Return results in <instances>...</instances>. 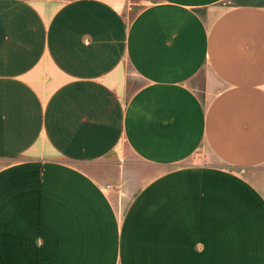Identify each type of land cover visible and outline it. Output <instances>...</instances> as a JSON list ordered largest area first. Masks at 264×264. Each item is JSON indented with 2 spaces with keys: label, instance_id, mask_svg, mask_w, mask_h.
<instances>
[{
  "label": "crops",
  "instance_id": "0c3cea01",
  "mask_svg": "<svg viewBox=\"0 0 264 264\" xmlns=\"http://www.w3.org/2000/svg\"><path fill=\"white\" fill-rule=\"evenodd\" d=\"M132 3L0 0V264H264V0Z\"/></svg>",
  "mask_w": 264,
  "mask_h": 264
},
{
  "label": "rangeland",
  "instance_id": "374dc122",
  "mask_svg": "<svg viewBox=\"0 0 264 264\" xmlns=\"http://www.w3.org/2000/svg\"><path fill=\"white\" fill-rule=\"evenodd\" d=\"M141 2H144L145 0H140ZM139 0H133L132 3V9L130 10V14L132 17L137 14L139 11L138 9L141 7V2ZM140 84V80L138 79H132L131 84H130V90H129V95L136 89V87Z\"/></svg>",
  "mask_w": 264,
  "mask_h": 264
}]
</instances>
